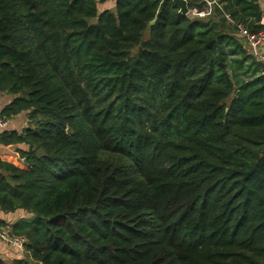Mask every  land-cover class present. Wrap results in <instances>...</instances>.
<instances>
[{
    "label": "trees",
    "instance_id": "16d2710c",
    "mask_svg": "<svg viewBox=\"0 0 264 264\" xmlns=\"http://www.w3.org/2000/svg\"><path fill=\"white\" fill-rule=\"evenodd\" d=\"M216 1L0 0V264H264L263 11Z\"/></svg>",
    "mask_w": 264,
    "mask_h": 264
},
{
    "label": "built area",
    "instance_id": "2783aa9c",
    "mask_svg": "<svg viewBox=\"0 0 264 264\" xmlns=\"http://www.w3.org/2000/svg\"><path fill=\"white\" fill-rule=\"evenodd\" d=\"M207 9L199 11L197 9L191 10V16L207 17L213 11V4H217L216 0H206ZM228 19L232 22L229 15ZM233 23V22H232ZM238 34L246 42L247 50L258 60L264 62V55L260 53V47L264 44V28L258 32H252L242 24H237ZM9 126V119L0 114V128H7ZM0 239L8 246L15 248L18 252L23 253L25 244L27 242L25 237L17 236L12 233L9 227L0 226Z\"/></svg>",
    "mask_w": 264,
    "mask_h": 264
},
{
    "label": "crops",
    "instance_id": "0c3cea01",
    "mask_svg": "<svg viewBox=\"0 0 264 264\" xmlns=\"http://www.w3.org/2000/svg\"><path fill=\"white\" fill-rule=\"evenodd\" d=\"M260 6L263 11L261 24L264 25V0H260ZM247 50V49H246ZM260 53L264 55V44L260 47ZM264 63V62H263ZM13 100V96L9 94L0 93V112L3 111ZM28 124V118L25 113L18 115L16 118L9 120V126L7 128H0V135L4 132V130H22ZM13 146H4L0 143V156L5 157L6 154H11L14 152ZM25 212L19 210L14 213H7L0 209V220L5 221L7 224L12 225L14 224L19 218L25 217ZM0 252L4 258L10 259L15 255H20L21 253L17 250L13 249L12 247L6 245L0 239Z\"/></svg>",
    "mask_w": 264,
    "mask_h": 264
},
{
    "label": "water",
    "instance_id": "95a60500",
    "mask_svg": "<svg viewBox=\"0 0 264 264\" xmlns=\"http://www.w3.org/2000/svg\"><path fill=\"white\" fill-rule=\"evenodd\" d=\"M167 0H162V3H161V6H160V9H159V12H161V10L163 9L164 7V4L166 3ZM173 3L179 8L180 12L183 14V15H189L190 13V8H189V5H188V0H172ZM157 19V17L155 18V20ZM241 41L243 42L244 39H241Z\"/></svg>",
    "mask_w": 264,
    "mask_h": 264
},
{
    "label": "rangeland",
    "instance_id": "374dc122",
    "mask_svg": "<svg viewBox=\"0 0 264 264\" xmlns=\"http://www.w3.org/2000/svg\"><path fill=\"white\" fill-rule=\"evenodd\" d=\"M113 4H114L113 1H108L107 3H105L104 7H107V6L112 7ZM102 7H103V5H102ZM241 39H242V38H241ZM25 215H26V214H25ZM13 249H15V248H13ZM15 250H16V249H15Z\"/></svg>",
    "mask_w": 264,
    "mask_h": 264
}]
</instances>
